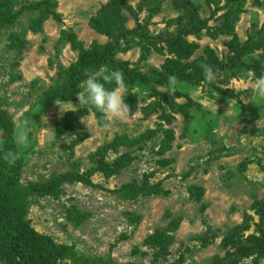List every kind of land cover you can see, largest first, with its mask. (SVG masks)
<instances>
[{"label":"rangeland","instance_id":"1","mask_svg":"<svg viewBox=\"0 0 264 264\" xmlns=\"http://www.w3.org/2000/svg\"><path fill=\"white\" fill-rule=\"evenodd\" d=\"M0 1V14L8 5L16 16L0 21V108L15 124L0 139L24 156L20 182L78 171L95 184L65 182L57 197L30 198V225L78 255L58 264H211L228 253L235 264L224 238L242 225L254 231L264 204V98L251 93L264 74V0H47L54 12L41 29L29 8L41 0ZM202 64L216 73L211 85ZM100 70L123 73L127 117L105 128L90 111V129L80 118L59 132L60 119L72 113L78 124L82 108L58 90ZM171 75L173 94L161 87ZM21 131L26 147L16 143ZM126 150L131 159L107 166ZM145 176L155 190L125 192ZM176 218L169 252L154 263L145 241Z\"/></svg>","mask_w":264,"mask_h":264},{"label":"trees","instance_id":"2","mask_svg":"<svg viewBox=\"0 0 264 264\" xmlns=\"http://www.w3.org/2000/svg\"><path fill=\"white\" fill-rule=\"evenodd\" d=\"M47 0L37 1L31 3L29 8L36 10L40 13L38 21V28H42L44 20L54 12L55 4H49ZM1 5V1H0ZM6 9H8L6 11ZM5 12H1L0 21L7 23L13 22L16 19L15 15L11 14L10 8L6 6ZM231 14L227 13L225 16L229 18ZM231 26V24H230ZM229 26V27H230ZM229 27L227 30L229 31ZM90 70V68H88ZM88 70V71H89ZM86 75L80 73L75 76V80L68 85L58 90L59 98L71 101H77V93L80 91L79 86L81 80L85 79ZM55 99H50L49 103H53ZM94 111L88 109V112ZM87 109L75 112V120L78 124H73L72 113L62 117L58 123V131H65L66 129L75 130L79 125V119L82 115L88 114ZM100 122L103 123L101 115L94 111ZM15 128V124L5 110L0 108V135L4 132L11 131ZM167 138L169 141L172 139V131H168ZM172 136H171V135ZM124 144L133 146L137 143V139L123 138ZM122 139V140H123ZM142 140V139H141ZM122 143V142H121ZM169 143V144H168ZM122 145V144H118ZM170 142H163L162 148L169 147ZM118 153L119 148H115ZM5 153H10L14 158V163H8L3 159ZM21 153V156H20ZM109 153V152H108ZM106 155V154H105ZM24 156L18 150L16 144L10 138L0 139V255L6 264H58L61 259L71 258L79 260L78 255L74 248L64 244L56 243L53 238L47 234L38 232L30 225L27 215L30 207V198L34 195L53 196L57 197L56 192L60 190L65 182H80L89 186H95L91 181L89 174L76 172H67L57 177H52L47 181L30 182L23 185L20 182V175L22 165L24 164ZM132 158V153L129 150L119 152V155L113 159L109 164H119L123 159ZM106 160V158H105ZM107 161V160H106ZM104 165V164H103ZM103 166L98 167L101 169ZM102 170V169H101ZM148 176L144 177L142 187L138 188L135 181L125 186L126 193H133V196H138L140 191H153L157 188L147 182ZM260 221L256 225V229L251 232L249 228L242 225L238 229H230L229 234L224 238V245L226 247H236L235 264H240L242 261L251 259L252 264H260L264 260V204L258 209ZM181 218L171 220L170 225L165 230L158 229L154 235L147 238L145 243L149 245L153 261L156 263L158 258H162L168 254L169 250L166 249V241L169 236L166 231H175ZM244 232V234H243ZM127 235H123V238ZM207 238L206 235L202 237ZM210 244V243H209ZM232 258V253H228L227 257L222 259H214L211 264H227V261ZM98 261V258H96ZM182 260V259H181ZM176 262V260H175ZM179 263V262H178Z\"/></svg>","mask_w":264,"mask_h":264},{"label":"clouds","instance_id":"3","mask_svg":"<svg viewBox=\"0 0 264 264\" xmlns=\"http://www.w3.org/2000/svg\"><path fill=\"white\" fill-rule=\"evenodd\" d=\"M204 77V83L211 85L215 82L216 73L213 68L207 64L201 65ZM86 79H84L77 93L78 104L81 108L93 109L95 112L101 115L103 125L105 128L109 127L114 119H125L129 112L130 106L126 102L124 90L126 84L124 81V75L119 70H113L108 73H103L102 70L86 73ZM251 76V73H248ZM254 83L251 87V93L257 97L264 98V74L254 77ZM161 87L170 94H173L177 88V79L174 75L168 77V81ZM133 90V89H132ZM75 107L76 104L69 102ZM59 104V103H58ZM61 110L74 111L71 108H66L64 104H59ZM89 115V112H88ZM87 115V116H88ZM86 116V117H87ZM85 116L81 117V123L85 124L90 129V124ZM16 143L21 147L27 146V140L23 131L16 138ZM3 159L8 163H14L10 153H5Z\"/></svg>","mask_w":264,"mask_h":264}]
</instances>
